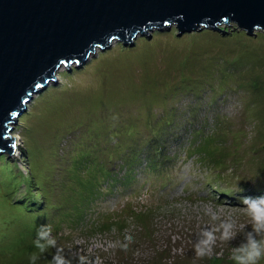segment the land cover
<instances>
[{
    "label": "rangeland",
    "instance_id": "374dc122",
    "mask_svg": "<svg viewBox=\"0 0 264 264\" xmlns=\"http://www.w3.org/2000/svg\"><path fill=\"white\" fill-rule=\"evenodd\" d=\"M230 30H156L60 70L13 126L14 155H0L48 212L26 218L14 203L24 185L8 195L0 181V264H49L55 249L33 244L45 224L66 254L93 264H235L251 230L240 198L264 196V34ZM153 143L160 166L139 153L128 180L125 165ZM213 214L235 219V238L217 232L197 259Z\"/></svg>",
    "mask_w": 264,
    "mask_h": 264
},
{
    "label": "water",
    "instance_id": "95a60500",
    "mask_svg": "<svg viewBox=\"0 0 264 264\" xmlns=\"http://www.w3.org/2000/svg\"><path fill=\"white\" fill-rule=\"evenodd\" d=\"M173 27L264 34V0H0V155H14L13 126L63 67Z\"/></svg>",
    "mask_w": 264,
    "mask_h": 264
},
{
    "label": "clouds",
    "instance_id": "9594fccd",
    "mask_svg": "<svg viewBox=\"0 0 264 264\" xmlns=\"http://www.w3.org/2000/svg\"><path fill=\"white\" fill-rule=\"evenodd\" d=\"M240 199L245 212L250 218L251 230L246 233L242 243L232 248L231 259L235 264H259V261L264 259V196L241 197ZM211 219L213 221L219 220V223L214 228L205 227L199 232L197 241L194 244L197 259H203L211 254L212 246L217 239V232L220 233L221 240L231 241L235 238V219L220 220L214 214ZM125 241L127 243L121 246L123 250H127L128 244L133 242L132 236H125ZM33 244L42 253L48 249H55L49 264H74V261L75 264H93L85 255L66 254L65 249L57 245V239L52 235L50 224L40 225L37 228ZM37 259L36 255L31 257L33 264ZM95 264H101L99 257L96 258Z\"/></svg>",
    "mask_w": 264,
    "mask_h": 264
},
{
    "label": "trees",
    "instance_id": "16d2710c",
    "mask_svg": "<svg viewBox=\"0 0 264 264\" xmlns=\"http://www.w3.org/2000/svg\"><path fill=\"white\" fill-rule=\"evenodd\" d=\"M175 31H177V30L175 29ZM157 146H156V144L153 143L151 145H147V147L143 151H141V150L140 151H138V150L135 151L136 154H134L133 158H130V160H129L130 162L125 165L128 173L129 172L131 173L134 170H136L137 168H139V164H141L139 160L142 158V157L139 158V153H142L143 155L147 156V158H148V167L149 168H151V167L153 168L154 166H160V163L159 164H155L154 163L155 160L150 156L152 151L153 152L156 151V152H154L155 154H159L161 152V151H158V150H154V148H156ZM145 152H146V154H145ZM165 156L166 155H164L165 160L168 161L169 160V155H168V157H165ZM0 160L4 162L5 161V156H1ZM9 171H8V166H5L4 164L1 166V168H0V181H1V184H3L2 186L4 187L5 191L9 193L8 195H12L14 193L15 194H20L19 191L22 188V186L24 185V187H25L24 191L20 194V196H21V200L23 199V200H26V201H24V203H21L22 202L21 200H19V202L14 200L15 204H18V205L21 206L20 210L23 213V216H25L26 218L31 219V220L34 219L37 222L38 215H41V214L48 215V212L44 208L46 203H44V205L42 206L40 204L41 202L38 201V196H33V198L29 197V195L30 196L34 195L33 194V190H32L33 187H31L28 182L23 181L22 178L18 174L15 175V174L12 173V171L10 173H9ZM130 173H129L130 176H129L128 180L130 179V177L132 179V175ZM14 180H15V183H14ZM40 207H42V208L40 209ZM32 211H34L35 214H32L31 213ZM28 216L29 217L32 216L33 219L29 218ZM37 224H38V222H37Z\"/></svg>",
    "mask_w": 264,
    "mask_h": 264
}]
</instances>
